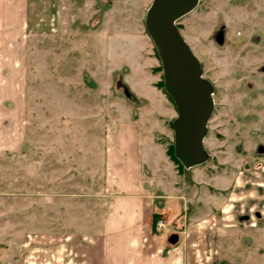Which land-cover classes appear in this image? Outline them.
Returning <instances> with one entry per match:
<instances>
[{"label": "rangeland", "instance_id": "1", "mask_svg": "<svg viewBox=\"0 0 264 264\" xmlns=\"http://www.w3.org/2000/svg\"><path fill=\"white\" fill-rule=\"evenodd\" d=\"M30 1L34 5L25 14L0 8V37L13 53L9 63L21 66L2 73L10 86L0 85V96L14 100L8 103L9 128L16 125L26 133L24 156H10L9 168L3 169L2 178L10 183L0 194V264H86V256L65 238L84 222L81 207H96L92 197L101 185L94 168L99 167L101 183L109 128L115 119L140 121L146 125V146L157 130L156 140L168 148L177 110L145 27L153 0ZM177 24L214 86L215 109L204 139L210 157L191 178L198 192L205 188L219 197L196 195L190 175L178 166L185 207L182 199L168 198L166 186H158L157 193L164 194L165 208L179 215L196 210L199 219L214 212L224 216L209 235L186 238L192 264H264V219L254 215L264 214V163L258 152L264 145V0H199ZM134 139L127 135L119 143L132 145ZM50 159L59 171L51 205L48 183L35 178L42 165L37 162ZM66 167L71 175H64ZM167 168L161 163L163 172ZM207 175L211 182L203 178ZM237 214L252 217L239 221ZM154 222L155 232L165 238L178 233L181 240L187 234L165 216Z\"/></svg>", "mask_w": 264, "mask_h": 264}, {"label": "crops", "instance_id": "2", "mask_svg": "<svg viewBox=\"0 0 264 264\" xmlns=\"http://www.w3.org/2000/svg\"><path fill=\"white\" fill-rule=\"evenodd\" d=\"M33 5V1L30 0H0L1 9L16 8L17 12L23 14L27 8L33 7ZM21 9L22 11H19ZM8 14L9 10H7L6 23H10ZM21 21L26 20L24 18ZM27 21L30 23L29 19ZM0 44L2 45H0V85L8 88L10 79H4L2 73L8 72L9 67L17 70L21 66L9 63L8 56L12 51L4 38L0 37ZM9 100L14 101L12 98L0 96V168L2 169L0 194L7 193L10 183L7 176V179L3 180V169L9 168L10 156L22 155L26 135L25 131L24 133L20 131V127L15 125L9 128L8 126ZM156 131H151L149 144L146 146V125L140 121L124 122L115 119L109 128L106 135L108 144L106 146L105 175L101 183L98 176L99 171H97L99 167L94 168L96 184L101 185L100 190L97 189L96 196L92 197L96 199V207L92 209L81 207L80 213L85 216L84 222L75 226L71 230L72 234L65 238L67 241L71 240V246L77 248L81 255L86 256V264H192L194 259L188 253L192 247L188 241L194 240L199 234L209 235L212 232L211 225L214 222L217 223V219L221 217V214L214 212L210 216L199 219L196 210H191L187 214L183 212L179 215L170 210L169 206L165 208L164 194L157 193L158 186H166L169 190L168 198L182 199L185 207L188 197L183 192L182 174L184 171L190 175L189 183L196 195L208 193L209 200H217L219 196L212 194L209 190L207 192L205 186H203V191L198 192L200 186L195 185L191 178L192 170L196 171L207 161L190 168L184 167L185 169L181 173L178 165L167 154L164 144L156 140ZM127 135L135 137L134 143L121 146L119 142L125 140ZM144 159L148 162L147 166H144ZM36 162H32V167ZM37 163L42 165H39L36 172V183H48V201L51 205L52 201H56L57 196L59 174L57 162L50 159L47 163L40 161ZM161 163H168L165 172L160 169ZM70 169L71 167H66L65 176L72 174ZM196 172L199 174L201 171ZM80 173L83 175V170ZM88 173L86 170L84 176L88 177ZM202 173L205 175L203 170ZM209 177L208 175L203 176L207 183L211 182ZM37 191L39 193L40 186L37 187ZM38 196L37 200H43L40 195ZM85 200L88 199L84 198L83 201ZM83 201H81V206H84ZM38 214L40 215L39 208ZM240 215H236L238 220H241ZM162 216L167 218L168 224H173L177 229L184 227L187 231L185 238L183 239L181 236L180 240V235L177 233L178 240L171 243L170 235L165 238L163 234L156 233L158 222L155 225L154 217L162 218ZM221 219L224 220V216ZM213 231L216 238L217 228L214 227ZM186 238H188L187 242Z\"/></svg>", "mask_w": 264, "mask_h": 264}, {"label": "water", "instance_id": "3", "mask_svg": "<svg viewBox=\"0 0 264 264\" xmlns=\"http://www.w3.org/2000/svg\"><path fill=\"white\" fill-rule=\"evenodd\" d=\"M198 3L199 0H153L145 18L146 30L161 60L165 92L176 106L177 116L172 122L174 154L185 168L209 159L204 139L215 109L214 86L204 76L200 59L177 24ZM123 87L125 94L135 100ZM177 240V234L169 238L171 243Z\"/></svg>", "mask_w": 264, "mask_h": 264}, {"label": "flooded vegetation", "instance_id": "4", "mask_svg": "<svg viewBox=\"0 0 264 264\" xmlns=\"http://www.w3.org/2000/svg\"><path fill=\"white\" fill-rule=\"evenodd\" d=\"M258 152L260 153L261 158L263 160L262 163H264V145L259 146ZM263 165L264 164H262L261 166H263ZM254 215L257 217L258 220H260V221L262 220L263 221L264 214L262 212L254 211ZM251 217H252L251 214H242V215H240V218H241L242 221H248V220L251 219Z\"/></svg>", "mask_w": 264, "mask_h": 264}, {"label": "trees", "instance_id": "5", "mask_svg": "<svg viewBox=\"0 0 264 264\" xmlns=\"http://www.w3.org/2000/svg\"><path fill=\"white\" fill-rule=\"evenodd\" d=\"M167 154L169 155V157L175 162L177 163L179 168H184L183 164L175 157L174 154V143L169 144L168 148H167Z\"/></svg>", "mask_w": 264, "mask_h": 264}]
</instances>
